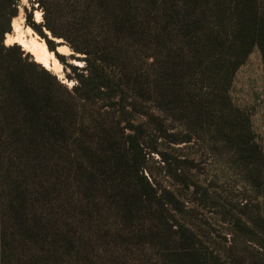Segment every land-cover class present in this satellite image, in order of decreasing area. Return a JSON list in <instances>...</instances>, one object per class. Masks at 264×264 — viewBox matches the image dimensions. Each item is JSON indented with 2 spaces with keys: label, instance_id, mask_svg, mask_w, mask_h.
<instances>
[{
  "label": "trees",
  "instance_id": "obj_1",
  "mask_svg": "<svg viewBox=\"0 0 264 264\" xmlns=\"http://www.w3.org/2000/svg\"><path fill=\"white\" fill-rule=\"evenodd\" d=\"M19 2L0 0V264H256L177 221L182 203L145 170L150 134L130 122L215 134L264 192V147L230 93L254 48L264 62V0H34L50 50L57 38L82 55L71 88L5 43Z\"/></svg>",
  "mask_w": 264,
  "mask_h": 264
},
{
  "label": "rangeland",
  "instance_id": "obj_2",
  "mask_svg": "<svg viewBox=\"0 0 264 264\" xmlns=\"http://www.w3.org/2000/svg\"><path fill=\"white\" fill-rule=\"evenodd\" d=\"M33 1L20 0L19 12L11 20L5 43L20 45L25 53L71 88L75 80L68 77L73 74L70 65H84L80 53H75L61 39L53 38L55 48L51 51L60 62L59 69H55L45 66L21 43L8 38V34H15L13 21L18 18L24 30L31 29V32L26 31V36L37 35L50 50L47 38L29 24L28 16L36 23L43 20L42 10ZM60 45H67L69 50L59 51ZM230 93L234 104L250 116L256 141L264 147V62L258 48L251 51L236 71ZM130 123L143 124L150 134L144 142L148 152L145 170L157 186L169 190L182 203L183 210L175 211L177 221L190 226L204 245L225 255L229 246L236 247L237 263L252 259L256 264L264 263V249L252 238L258 233L253 235L241 228L245 220L251 224L249 219L253 218L260 220L264 228V192L245 178L242 168L230 160L219 138L207 131L201 136H191L189 141H175L186 131L180 121L169 116L163 119L164 128H168L164 133L154 129L155 120L149 117L136 116Z\"/></svg>",
  "mask_w": 264,
  "mask_h": 264
},
{
  "label": "bare ground",
  "instance_id": "obj_3",
  "mask_svg": "<svg viewBox=\"0 0 264 264\" xmlns=\"http://www.w3.org/2000/svg\"><path fill=\"white\" fill-rule=\"evenodd\" d=\"M13 26L15 34H8L9 39H14L21 43L25 49L32 52V54L35 55V58L38 61L42 62L45 66H52L55 69H59L60 62L54 55L53 51L47 48V45L43 39L40 40L37 35H31L28 38L25 33L26 31L31 32V29L27 28L26 30H24L18 18L14 19ZM58 50H69V47L67 45H60L58 46Z\"/></svg>",
  "mask_w": 264,
  "mask_h": 264
}]
</instances>
